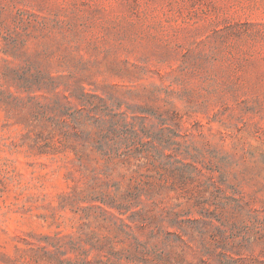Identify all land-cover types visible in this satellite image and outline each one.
Returning <instances> with one entry per match:
<instances>
[{
    "label": "rangeland",
    "instance_id": "obj_1",
    "mask_svg": "<svg viewBox=\"0 0 264 264\" xmlns=\"http://www.w3.org/2000/svg\"><path fill=\"white\" fill-rule=\"evenodd\" d=\"M7 68L64 77L66 114L82 108V84L110 100L105 111L147 112L133 124L165 128L175 151L129 174L149 192L136 223L87 210L103 162L80 163L33 121L48 100L12 88L20 102L0 104V264H264V0H0Z\"/></svg>",
    "mask_w": 264,
    "mask_h": 264
},
{
    "label": "trees",
    "instance_id": "obj_2",
    "mask_svg": "<svg viewBox=\"0 0 264 264\" xmlns=\"http://www.w3.org/2000/svg\"><path fill=\"white\" fill-rule=\"evenodd\" d=\"M0 78V104H4L9 109L18 104L20 99L12 91V88L17 89V87L28 91L33 99L45 98L48 103L40 106L43 111L35 116L33 121L42 123L50 129L48 131L52 135L57 134L61 141H64L63 138L66 137L67 149H72L79 162L88 169L92 167L93 157L103 162L104 166L98 173H95V178H93V185L99 186L100 191L95 198H85L91 203L87 210L99 208L104 212L114 210L122 216L130 214L131 223H136L135 219L141 218L146 213L147 202L146 200L144 202L143 197H145V192H149L144 187V182L137 180L133 175L129 177V174L137 172L136 168L146 165L150 157L156 160L172 158L175 151L173 148L175 140L173 136L167 134L165 128L160 129L155 136H152L146 128L138 129L133 122L140 118H147V112H143L146 115L140 117L115 115L110 111H105L102 106L114 107L110 105V100L97 92H89L83 84L81 85V96L78 98V104L82 108L76 110V113L66 114L64 112V90L59 86L64 77L54 76L48 70L30 68L21 77L14 69L7 68L1 73ZM49 95L52 97L50 98ZM31 105L33 103L29 104ZM30 110L34 114L36 109L32 106ZM160 117H162L159 118L160 120L167 123V118ZM24 119L28 121L29 117L26 115ZM122 124L126 127L131 126V128L123 129ZM71 137L78 139L80 145L70 144ZM55 139L56 137L53 136L54 147L52 149L57 151L61 147L57 145L58 141ZM61 141L58 143L62 146L64 144ZM116 169L121 173V180L113 177ZM174 169L178 170L182 181L190 180L192 177L193 173L186 174L185 170L180 171L177 167ZM125 185H127L126 188ZM124 224L132 227L130 224ZM95 249L101 250V247ZM143 250H138V253L142 254ZM134 255L137 257V254ZM133 262L136 263L135 260ZM144 263L151 262L146 260Z\"/></svg>",
    "mask_w": 264,
    "mask_h": 264
}]
</instances>
